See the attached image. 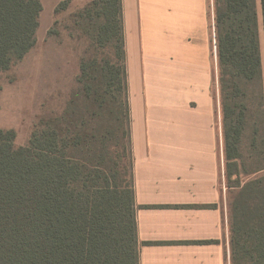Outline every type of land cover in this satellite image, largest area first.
Returning a JSON list of instances; mask_svg holds the SVG:
<instances>
[{
	"label": "trees",
	"instance_id": "16d2710c",
	"mask_svg": "<svg viewBox=\"0 0 264 264\" xmlns=\"http://www.w3.org/2000/svg\"><path fill=\"white\" fill-rule=\"evenodd\" d=\"M40 0H0V75L36 45ZM229 264H264V0H211ZM95 50L27 144L0 129V264H138L122 0L75 14ZM112 53V52H111Z\"/></svg>",
	"mask_w": 264,
	"mask_h": 264
},
{
	"label": "crops",
	"instance_id": "0c3cea01",
	"mask_svg": "<svg viewBox=\"0 0 264 264\" xmlns=\"http://www.w3.org/2000/svg\"><path fill=\"white\" fill-rule=\"evenodd\" d=\"M210 9L122 0L138 264H229Z\"/></svg>",
	"mask_w": 264,
	"mask_h": 264
},
{
	"label": "rangeland",
	"instance_id": "374dc122",
	"mask_svg": "<svg viewBox=\"0 0 264 264\" xmlns=\"http://www.w3.org/2000/svg\"><path fill=\"white\" fill-rule=\"evenodd\" d=\"M85 1L40 0L36 45L0 75V129L15 132V147L27 144L41 119L62 113L77 89L76 78L84 56H110L113 60V51L94 50L76 23L75 14L89 3ZM212 94L222 132L217 76L213 78ZM224 198L226 202L227 194Z\"/></svg>",
	"mask_w": 264,
	"mask_h": 264
},
{
	"label": "built area",
	"instance_id": "2783aa9c",
	"mask_svg": "<svg viewBox=\"0 0 264 264\" xmlns=\"http://www.w3.org/2000/svg\"><path fill=\"white\" fill-rule=\"evenodd\" d=\"M214 43V42H213ZM214 49H215V47H214Z\"/></svg>",
	"mask_w": 264,
	"mask_h": 264
}]
</instances>
